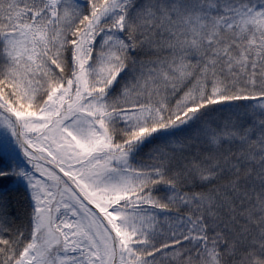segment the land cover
<instances>
[{"label":"snow or ice","instance_id":"1","mask_svg":"<svg viewBox=\"0 0 264 264\" xmlns=\"http://www.w3.org/2000/svg\"><path fill=\"white\" fill-rule=\"evenodd\" d=\"M0 264H264V0H0Z\"/></svg>","mask_w":264,"mask_h":264}]
</instances>
